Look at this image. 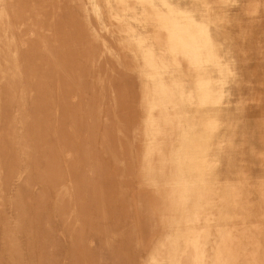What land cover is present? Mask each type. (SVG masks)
I'll list each match as a JSON object with an SVG mask.
<instances>
[{
  "label": "rangeland",
  "instance_id": "1",
  "mask_svg": "<svg viewBox=\"0 0 264 264\" xmlns=\"http://www.w3.org/2000/svg\"><path fill=\"white\" fill-rule=\"evenodd\" d=\"M103 2L115 35L93 0H0V264H152L180 236L197 242L194 264H264V0ZM149 4L198 22L222 61L209 75L223 99L191 109L214 131L181 229L164 219V160L149 155L168 141L149 143L143 124L137 56L163 55Z\"/></svg>",
  "mask_w": 264,
  "mask_h": 264
},
{
  "label": "bare ground",
  "instance_id": "2",
  "mask_svg": "<svg viewBox=\"0 0 264 264\" xmlns=\"http://www.w3.org/2000/svg\"><path fill=\"white\" fill-rule=\"evenodd\" d=\"M93 1L103 15L104 30L114 34L116 19L109 13L103 0ZM125 1L120 0V4L123 5ZM148 8L145 16L150 19L152 15L155 19L156 44L163 55L160 57L145 52L137 56L142 70V86L145 89V96L142 97L145 112L143 124L149 143L168 141L164 152L154 150L149 155L164 160L162 168L155 167L157 172L162 169L167 171L166 177L161 180L170 189L164 195V219L173 227L181 229L188 218L197 212L199 200L205 194V180L210 168L206 160V144L208 136L214 131L210 119L199 124L191 109L194 99L197 100L200 110H204L214 100L220 102L223 99L221 82L209 75L222 66V61L218 45L211 42L205 28L194 19L186 17L181 20L173 12H154L150 4ZM104 47L111 48L106 42ZM170 66L188 78L191 90L187 86L179 91L174 89ZM179 239L183 241L182 244ZM197 255L198 246L195 240H183L181 236L174 240L168 237L156 245L151 262L180 264L186 260L194 264Z\"/></svg>",
  "mask_w": 264,
  "mask_h": 264
}]
</instances>
